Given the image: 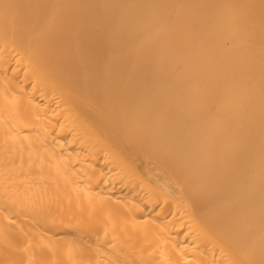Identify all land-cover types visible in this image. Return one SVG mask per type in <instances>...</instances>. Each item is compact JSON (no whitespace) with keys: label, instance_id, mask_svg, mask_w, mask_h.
Segmentation results:
<instances>
[{"label":"bare ground","instance_id":"6f19581e","mask_svg":"<svg viewBox=\"0 0 264 264\" xmlns=\"http://www.w3.org/2000/svg\"><path fill=\"white\" fill-rule=\"evenodd\" d=\"M9 2L0 264H260V0Z\"/></svg>","mask_w":264,"mask_h":264},{"label":"snow or ice","instance_id":"6c2138e0","mask_svg":"<svg viewBox=\"0 0 264 264\" xmlns=\"http://www.w3.org/2000/svg\"><path fill=\"white\" fill-rule=\"evenodd\" d=\"M21 7V5L11 3L9 0H0V19L4 21L6 28L11 29L13 32L20 23L19 9ZM238 7L254 8L256 6L243 5ZM259 7L261 9V36L264 39V0H260ZM237 19L234 17L233 22ZM245 19L248 23L254 22L250 16ZM262 58H264V48H262ZM261 101L264 104V74H262ZM111 119L117 131H123L133 138L146 139L149 135V129L146 126L144 115L141 113L129 114L118 103L112 107ZM262 229H264V211H262ZM236 264H251V262L240 261L236 262ZM260 264H264V259L261 260Z\"/></svg>","mask_w":264,"mask_h":264}]
</instances>
